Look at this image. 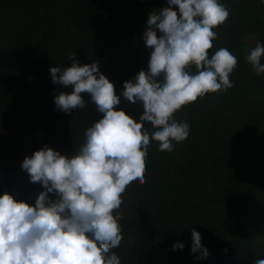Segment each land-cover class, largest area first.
Returning <instances> with one entry per match:
<instances>
[{
	"label": "trees",
	"instance_id": "obj_1",
	"mask_svg": "<svg viewBox=\"0 0 264 264\" xmlns=\"http://www.w3.org/2000/svg\"><path fill=\"white\" fill-rule=\"evenodd\" d=\"M231 11L214 29L209 58L225 47L238 58L233 87L209 93L175 113L190 134L172 152L152 141L146 182L123 195L121 264H254L264 259V75L245 56L264 44V0H220ZM167 0H0V194L34 204L43 190L21 168L44 145L71 155L102 113L58 110L54 96L70 92L51 81L52 66L96 62L120 95L123 82L147 70V15ZM159 35V32H157ZM264 63V58L261 60ZM190 71L195 72L194 66ZM139 122L142 105L115 106ZM151 133L152 126L143 122ZM50 198L52 194H49ZM201 234L206 259L190 251ZM182 249L173 250L174 243ZM225 249L227 251H225Z\"/></svg>",
	"mask_w": 264,
	"mask_h": 264
},
{
	"label": "clouds",
	"instance_id": "obj_2",
	"mask_svg": "<svg viewBox=\"0 0 264 264\" xmlns=\"http://www.w3.org/2000/svg\"><path fill=\"white\" fill-rule=\"evenodd\" d=\"M230 9L220 0H167L147 15L143 41L150 49L147 70L123 82L120 95L96 62L81 65L71 53L68 67L52 66L51 81L70 92L54 96L58 110L84 109L90 97L102 113L84 132L78 151L62 155L47 145L25 156L21 168L43 190L34 204L0 194V264H121L113 251L122 236L123 195L133 182H146V158L152 141L172 152L190 134L187 119L175 113L206 94L234 85L230 74L238 58L220 47L209 58L217 32ZM159 32V35L157 34ZM264 44L257 41L245 56L256 75H264ZM194 66L195 72L190 71ZM142 105L139 122L115 106ZM152 126L151 133L144 123ZM52 197L50 198V195ZM190 251L206 259L201 234L191 231ZM174 243L173 250L182 249ZM225 251H227L225 249ZM264 264V259L254 261Z\"/></svg>",
	"mask_w": 264,
	"mask_h": 264
}]
</instances>
